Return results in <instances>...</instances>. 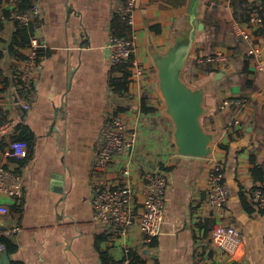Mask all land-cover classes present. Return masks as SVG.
<instances>
[{"label":"crops","instance_id":"crops-1","mask_svg":"<svg viewBox=\"0 0 264 264\" xmlns=\"http://www.w3.org/2000/svg\"><path fill=\"white\" fill-rule=\"evenodd\" d=\"M231 1L137 0L134 56L145 75L118 96L109 87L106 49L116 0H38L42 69L35 99L25 110L15 69L28 54L27 37L25 42L22 33L16 35V23L2 19L11 9L22 10L24 3L0 0V115L15 124L13 136L0 137V164L20 173L23 185L16 201L0 196V205L7 208L0 214V236L19 228L10 234L17 251L9 262L102 264L101 253L120 262L128 248L135 264H264V208L251 196L259 184L252 169L264 168V71H256L247 55L248 47H258L264 63V30L236 41L237 8ZM189 45L180 80L202 96L199 123L211 149L205 158L178 155L175 127L159 91L156 62ZM214 52L225 53V62L196 64L198 57ZM231 98L245 103L221 108ZM143 100L154 112L141 111ZM112 114H121L137 129L130 163L137 190L143 174L160 171L168 176L162 234L150 242L137 225L125 238H117L92 220V187L100 178L93 151L103 121ZM20 136L32 137L25 156L7 158L5 147ZM216 162L223 165L229 191L221 222L241 235L232 255L218 251L211 240L218 221L209 204L207 177ZM123 165L122 157L117 159L107 178L116 179Z\"/></svg>","mask_w":264,"mask_h":264},{"label":"built area","instance_id":"built-area-1","mask_svg":"<svg viewBox=\"0 0 264 264\" xmlns=\"http://www.w3.org/2000/svg\"><path fill=\"white\" fill-rule=\"evenodd\" d=\"M13 4L26 2L28 8L11 9L7 16L2 17L18 24L20 27L33 30L28 44V54L15 69L16 78L21 86L24 97V109L29 110L35 99V81L42 69L40 62L41 45L37 33L40 22L38 0H8ZM137 0H116L114 9L130 28V37L110 36L106 49L108 61L112 66L131 62L130 84L138 83L145 75V69L135 58L136 35L133 30L134 10ZM216 2L218 0H211ZM264 30V7L259 13H252L246 22L235 21L233 26L236 41H247L253 34ZM247 55L253 60L258 72L264 71L263 52L258 47H248ZM226 60L225 53L214 52L204 57H198L196 64H221ZM245 101L240 98L225 99L221 108L240 107ZM235 121L234 125L238 126ZM15 124L12 120L3 119L0 115V137L13 136ZM138 145L136 128H130L121 114H112L105 118L99 138L93 151L94 172L100 176L99 182L92 187L91 206L92 220L104 225L117 238H125L128 231L137 225L145 240L150 242L162 234L164 221V195L168 185V176L165 172L155 171L143 174L140 191L133 182L130 163ZM28 149V144L22 140L11 138L4 149L7 158L21 160ZM123 159L119 175L111 180L107 176L111 167L119 158ZM208 199L215 210L216 222L211 231L213 245L223 254H234L241 245V235L237 228L223 224L224 210L229 200V191L224 184V168L222 163L216 162L208 171ZM264 184H258L251 192V196L258 208H264ZM23 185L20 173L5 169L0 164V196L16 201L22 196ZM5 205H0V214H6ZM17 226L4 230L1 234L9 236L18 231ZM4 246L0 243V252ZM121 264H131L130 250L123 249Z\"/></svg>","mask_w":264,"mask_h":264},{"label":"water","instance_id":"water-1","mask_svg":"<svg viewBox=\"0 0 264 264\" xmlns=\"http://www.w3.org/2000/svg\"><path fill=\"white\" fill-rule=\"evenodd\" d=\"M190 45L179 52L170 50L156 62L159 91L166 106V113L175 131V148L178 155L205 158L211 153L210 137L200 126L202 96L192 92L180 80ZM6 252L1 253L0 264H8Z\"/></svg>","mask_w":264,"mask_h":264},{"label":"trees","instance_id":"trees-1","mask_svg":"<svg viewBox=\"0 0 264 264\" xmlns=\"http://www.w3.org/2000/svg\"><path fill=\"white\" fill-rule=\"evenodd\" d=\"M22 3H24V5L22 6V10H26L28 8V4L25 1ZM231 3L233 6H236L237 8L234 15L237 17V20L242 23L246 22L249 19L250 14L259 13L260 9L264 7V0H256L250 3L247 0H232ZM19 27L20 26L16 24V28L18 29L16 35L22 33L25 36V42L27 37L26 47H28L30 36L33 35V30L24 27H20V28ZM110 30L112 35L115 37L128 38L130 37V33H131V28L118 15H114L111 21ZM40 57H41V52H40ZM131 66H132L131 62H126L124 64L111 67V72H110L111 77L109 80V87L114 94L118 96H123L124 94L127 93L130 85L129 77L131 75L130 73ZM145 106L146 104L145 101L143 100L141 103L142 112L144 113L154 112L153 109H148ZM14 139L25 141L28 144V146L32 142L31 136H22V137L20 136ZM252 179L255 182H258L259 184L261 183L264 184V168L260 166L254 167L252 169ZM0 243L3 244L4 246L3 251L6 252L8 257H11L16 253L17 246L13 240L12 235L5 236L1 234ZM130 257L132 259L131 264H135L133 263V261L135 260L136 257L133 254H130ZM100 259L102 264H121V262L112 261L106 253H101ZM8 264H23V263L17 260H10Z\"/></svg>","mask_w":264,"mask_h":264}]
</instances>
